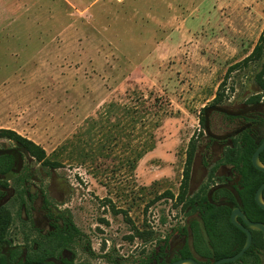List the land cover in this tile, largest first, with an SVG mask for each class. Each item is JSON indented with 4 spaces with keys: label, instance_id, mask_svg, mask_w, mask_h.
<instances>
[{
    "label": "rangeland",
    "instance_id": "374dc122",
    "mask_svg": "<svg viewBox=\"0 0 264 264\" xmlns=\"http://www.w3.org/2000/svg\"><path fill=\"white\" fill-rule=\"evenodd\" d=\"M260 36L264 0H0V128L58 163L41 186L79 229V259L128 264L156 244L136 230L183 224L161 194H177L201 109ZM263 61L229 73L230 107Z\"/></svg>",
    "mask_w": 264,
    "mask_h": 264
},
{
    "label": "flooded vegetation",
    "instance_id": "af4514ba",
    "mask_svg": "<svg viewBox=\"0 0 264 264\" xmlns=\"http://www.w3.org/2000/svg\"><path fill=\"white\" fill-rule=\"evenodd\" d=\"M260 92L256 84L255 90L233 107L227 104L223 94L220 101L212 100L201 109L199 123L202 128L190 164L187 195L176 206L185 219L162 237L163 263L183 258L194 259L197 264L206 260L197 250L195 232L206 235L203 218L212 207L227 210L230 222L234 208L247 217L240 196L245 161L241 152L249 143L254 145L252 159L256 147L264 139L263 97L256 99ZM205 108H208L206 112ZM12 142L0 146V209L6 208L12 216L9 226L0 233V264H21L30 258L33 259L28 264H88L78 258L79 239L70 234L61 216L70 214L69 211L52 201L50 189L41 186L47 170L41 168L42 163L22 146ZM42 166L49 169L52 177L55 168ZM51 183L53 179L49 180L48 188ZM236 220L246 226L240 215Z\"/></svg>",
    "mask_w": 264,
    "mask_h": 264
},
{
    "label": "trees",
    "instance_id": "16d2710c",
    "mask_svg": "<svg viewBox=\"0 0 264 264\" xmlns=\"http://www.w3.org/2000/svg\"><path fill=\"white\" fill-rule=\"evenodd\" d=\"M264 54V36H260L258 43L253 47L252 51L244 57L241 61L236 62L228 67L224 79L218 85L215 92L213 102L220 101L224 94L223 86L225 80L227 79L229 73L232 70H236L240 67L247 66L250 62L258 61L262 58ZM255 83L258 85L261 91L256 99L259 100L263 97L264 103V61L260 65L259 70L254 75ZM252 99H249V102ZM0 138H6L8 140L14 141L25 150H27L30 155L34 156L37 161H40L42 165L56 168L58 166L57 162H50L46 159L45 150L34 141L22 136L13 129L0 128ZM254 150V145L250 143L248 147L241 152V155L245 156V161L243 162L244 167L242 174L244 175V187L240 190V196L242 200L243 211L247 217L252 221H260L264 223V209L261 208L255 201L254 194L257 187L264 181V172L256 169L250 159L251 153ZM195 151V142L190 140L186 150V160L183 168L182 179L180 182L179 193L173 194L170 191L163 192L161 195H165L166 198L174 200L173 205L177 206L187 195V185L190 173V164ZM260 159L264 163V149L260 152ZM264 198V189H263ZM188 202V201H187ZM70 229V234L72 236L79 238L80 231L76 227L75 223L70 214H61ZM12 216L9 210L6 208L0 209V233L2 234L4 229L9 226ZM204 219V229L206 235L203 236L200 232H195L196 236V247L201 256L206 260L199 261L198 264H212L210 259L217 260L221 257L231 256L238 252L245 241V233L239 228L231 224L228 219V211H223L222 208L212 207L210 213ZM64 235V233H61ZM136 236H141L143 238H148L150 240H155V246L147 253L136 260L128 264H162L163 258V240L162 238H157L155 234L150 231H135ZM252 241L250 246L244 251V253L236 260L225 262L221 264H264V239L262 237L261 231L251 229ZM147 236V237H146ZM134 236L128 235L126 238L132 240ZM33 259V258H30ZM27 262H22L21 264H28ZM122 260V258H119ZM114 257H109L108 260L111 264H127L121 262ZM6 264V263H3ZM35 264V263H31Z\"/></svg>",
    "mask_w": 264,
    "mask_h": 264
},
{
    "label": "water",
    "instance_id": "95a60500",
    "mask_svg": "<svg viewBox=\"0 0 264 264\" xmlns=\"http://www.w3.org/2000/svg\"><path fill=\"white\" fill-rule=\"evenodd\" d=\"M251 107L252 106H249L248 108H251ZM207 109L208 108H205L204 111L206 112ZM263 149H264V139L256 147V149L252 155V159H251L254 167L260 171H264V163L259 158V153ZM263 189H264V182H262L258 186V188L255 192V201L261 208L264 209ZM237 215H240L242 217L243 222L245 223L246 226H244L243 224L239 223L236 220ZM230 220L235 226H237L239 229H241L245 233V241H244L242 247L240 248V250L238 252H236L235 254H233L231 256H225V257H221L217 260H212V264H221V263L230 262V261H234V260L238 259L251 244L252 234H251L250 229L260 230L262 232V236L264 239V223L250 221L242 212L239 211L238 208H234L232 210ZM41 264H46V263H41ZM163 264H197V262L191 258H183V259L175 260L172 262H166Z\"/></svg>",
    "mask_w": 264,
    "mask_h": 264
}]
</instances>
